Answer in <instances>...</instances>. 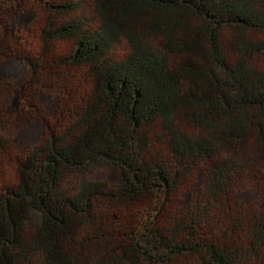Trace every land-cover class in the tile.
<instances>
[{
  "label": "trees",
  "instance_id": "trees-1",
  "mask_svg": "<svg viewBox=\"0 0 264 264\" xmlns=\"http://www.w3.org/2000/svg\"><path fill=\"white\" fill-rule=\"evenodd\" d=\"M89 1L35 0L36 57L0 28L28 71H0V148L8 108L39 131L0 186V264H264V0ZM70 68L92 86L54 132Z\"/></svg>",
  "mask_w": 264,
  "mask_h": 264
},
{
  "label": "rangeland",
  "instance_id": "rangeland-1",
  "mask_svg": "<svg viewBox=\"0 0 264 264\" xmlns=\"http://www.w3.org/2000/svg\"><path fill=\"white\" fill-rule=\"evenodd\" d=\"M86 5L84 8V13L88 14V10L91 7V2L85 0ZM44 14L43 11L38 7V3L35 0H0V28H4V40L3 42H10L11 37L14 35L17 36V43L23 47L24 50L29 51L31 56L36 57L41 49L42 42L40 39L39 31L41 23L43 20ZM252 39L263 38L262 35L252 34ZM13 38V37H12ZM233 39V33L228 29H224L221 34L222 44L227 47V43ZM58 46L56 42H53ZM64 52H67L65 50ZM234 54H231L230 58L234 59ZM0 59V71L3 76L9 81H17L23 78L28 77V71L22 62L17 60L14 56ZM251 64L254 66H260L261 61H258L257 58L251 60ZM85 69L70 68L68 70L61 71L62 80L76 84V90L72 95H67L66 97L60 96V101L58 106L53 108L50 111L43 110L44 113L43 119L47 123L48 127L54 132L62 131L66 125L71 122V118L78 115L81 111L83 103L87 100L90 87L92 82L90 78L85 74ZM16 83V82H15ZM4 96L10 95L6 91H3ZM68 105L67 112H61L63 105ZM16 112L14 108L7 109V115L5 117L12 121L9 135L10 150H3L0 148V186L5 183H13V179L16 175V158L12 150L18 152V158L22 157L19 153V149H22L24 143L30 145L31 141L36 140L38 130L27 131L26 136H20L18 139L13 131L16 129ZM45 132V136L47 132ZM6 134V130H1L0 134ZM25 150V149H24ZM98 175H103L108 178L112 174L108 172L106 168H100L97 171ZM261 189V187H258Z\"/></svg>",
  "mask_w": 264,
  "mask_h": 264
}]
</instances>
